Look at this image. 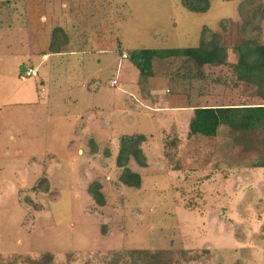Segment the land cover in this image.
<instances>
[{"label":"rangeland","instance_id":"rangeland-1","mask_svg":"<svg viewBox=\"0 0 264 264\" xmlns=\"http://www.w3.org/2000/svg\"><path fill=\"white\" fill-rule=\"evenodd\" d=\"M253 1L261 8L246 25L253 11L240 6ZM28 23L50 29L53 43L66 36L64 50L77 55L67 54L60 66L54 56L40 64ZM106 28L119 50V40L130 48H179L220 33L234 62L242 38L264 43V0H211L206 12L189 11L181 0H0V264H264V167L254 165L264 150L227 125L215 136L191 134L189 117L177 123L149 111L157 102H186L172 81L171 93L153 95L149 104L141 99L148 102L143 89L161 86L162 75L197 80L188 87L196 107L253 102L256 87L237 82L226 64L205 66V79L181 78L180 56L154 58L157 75L143 86H110L118 51L96 52L86 42ZM20 63L38 64L37 78L53 76L48 100L13 103L15 87L26 93L36 79L20 80ZM60 75L70 83L54 80ZM90 77L98 78L95 88L81 87L80 78L86 84ZM133 133L146 136L148 165L128 164L141 175L139 188L121 184L115 164L121 135ZM43 172L49 190H28ZM95 180L104 205L87 191ZM14 206L25 210L19 221Z\"/></svg>","mask_w":264,"mask_h":264},{"label":"trees","instance_id":"trees-1","mask_svg":"<svg viewBox=\"0 0 264 264\" xmlns=\"http://www.w3.org/2000/svg\"><path fill=\"white\" fill-rule=\"evenodd\" d=\"M229 1V0H227ZM182 5L193 12H206L210 8L211 0H181ZM250 7L253 11L250 20H245L247 25L252 22L255 11L261 8V3L254 5L242 4L241 10ZM205 31V30H204ZM203 36L197 46L191 47H163V48H131L128 49V59L137 67L141 80H146L154 74L152 69L153 58L183 57L186 65L182 69L181 78H202L205 79V66L219 67L228 65L233 70L237 82H245L256 87L255 99L253 102L237 105L200 106L194 109L189 121V132L191 134H202L204 136H215L221 125H227L244 137L251 147H259L264 150V43L258 42L253 37H244L233 47L237 53L236 62H228L225 59V47L222 44L220 33L211 32ZM54 51V45H51ZM224 80H226L224 78ZM146 139L143 133L123 134L120 137L119 149L116 154L115 164L120 168L118 181L133 188L141 186V175L138 171L132 170L128 165L133 160L137 165L146 167L147 157L141 148L142 142ZM255 166L264 167V155L254 162ZM49 182L45 173H41L36 183L28 190L36 191L43 189L48 191ZM87 191L99 205L105 204V197L101 191V183L97 180L91 182ZM24 201L32 200L28 195L23 196ZM137 255H142L144 249H132Z\"/></svg>","mask_w":264,"mask_h":264},{"label":"crops","instance_id":"crops-1","mask_svg":"<svg viewBox=\"0 0 264 264\" xmlns=\"http://www.w3.org/2000/svg\"><path fill=\"white\" fill-rule=\"evenodd\" d=\"M65 16H67V15H65ZM28 27H29L27 29L28 33L30 35H32V42H33L32 43V53L35 55H38V57L40 59V61H39L40 64L44 61L46 62L47 60H50V58L52 56H54L56 58H54L52 62L54 64L59 65V64H61V60H62L61 58H63L67 54L77 55L76 50L69 51V52H66V50H64V47L67 44L66 42L68 41L66 36L65 37H59V40L57 41V43L56 42L53 43V45H54L53 50L54 51H52V49H51L52 37L50 35V29L46 28V32H45V27H44V29H42V31H39V28L37 29L34 26V24H30V23H28ZM107 31H108V29L106 28V29H104L105 34L103 33V31H101L100 36L93 35L94 33H92L93 36L86 38V42L91 43V46L94 47V50L96 52H101V51L103 52L105 50L114 49V50L118 51V53H119V57H118L117 62L115 64L114 77H112V79H109L107 81V83L110 86H115L119 82H123V83H127V84H137V85L142 83V86H143V84H144L143 82L145 80H141L140 75H139V70L137 69V67L128 59V55H127V57H123L121 54L122 52H120V50H123V51L125 50L126 53H128L127 49H131V48L123 46L121 44V41L119 40L120 46H122V48L119 50V47H117L118 43H117L115 38H112V40L110 38H108V39L105 38ZM80 34L82 35L83 33H80ZM103 39H104V41L101 42V40H103ZM106 41H108V42H106ZM83 45H85V44H83ZM82 47H83V49L80 48L81 49L80 51L83 54V52L85 50H87V46H82ZM231 50L233 51V49H231ZM228 52H229L228 49H225L224 55H225L226 61H228ZM234 54L236 57L237 53H234ZM157 59H159V58H157ZM153 60H154V58H153ZM153 60H152V63L154 64ZM236 60H237V57H236ZM236 60L233 59L232 61L236 62ZM228 62H231V61H228ZM18 65H19V62H18ZM18 65H16V70H15L16 74L18 71L20 72L22 69H26V68H34L37 70L38 64L37 65H34V64L25 65L24 63H22V64L20 63L19 67H18ZM62 69L64 72L65 67L63 68V66H62ZM37 75H39L38 70H37ZM156 75H157V73L155 75L149 76L148 78H150L153 81L154 79H152V78L156 77ZM18 77L20 78V80L25 81V78L22 79L20 77V73L18 74ZM61 77H62V75L55 78L54 80L59 79L60 82L67 83V84L70 83L69 80L67 79V77H62V78ZM159 77L161 79L164 78V80L162 81V84L164 81H167L166 86L162 85V84H161V86H156V84H153L157 88L151 87L148 89L149 90L148 92L147 91L145 92L143 89V92L141 94L144 97H146V101H148V102H145V100L143 98H141L142 102H144L145 104H149V101L153 95L158 94V96H164V95H166L164 92H168V91H169V93H171L173 91V88L170 89L171 84L169 85V83H170V81H172L173 85H175V88H174V90L176 91L175 93L184 94L185 95L184 97L187 98L186 102L183 104L182 103H180V104H167V101L164 102V104H159V102H157V104L151 103L153 108L151 106H147V109L149 111L153 112L154 114H155V112L160 111V112H162L161 116H164V118H166V119L168 117L169 120H173L174 122H177V123L182 122V120H185L187 122L188 117H189V119H188V121H189L193 115V112H194V109L196 108V106H191L192 104H191L190 100H188L191 97V95L188 97V95L190 94L188 87L190 86V84H193V82H195L197 80H193V81L176 80V79L171 78L170 76L166 77L163 75L159 76ZM34 78L37 79V80L34 79V87L29 86V87L25 88L24 90L27 91L26 93L20 91L19 89H17L15 87V89L13 91V95L16 98V102H13V103L32 105V104L42 103L41 99H44L45 97L48 100L50 95L47 93L45 94V92L47 91V84H49L52 81L53 76L41 75L40 78H37V77H34ZM82 79L83 78H80V86L81 87H87V85L92 86L91 89L95 88V86H93V83L98 81V78L90 77L88 80H84V81H86V84H84ZM114 79L117 80L116 83L112 82V80H114ZM194 79H198V78H194ZM176 83H178L179 86H177ZM159 85H160V83H159ZM151 86H152V84H151ZM181 86L185 87V88L182 89ZM49 90H50V88H49ZM130 97L133 98L132 95ZM134 101H136V100H134ZM136 103L141 105V101H139V102L136 101ZM1 105L2 104L0 103V106ZM169 114H171L172 116ZM92 123H93V121H92ZM9 135L11 138L13 137L12 134H9ZM93 138H95V137H93ZM93 138L91 137L92 144L93 143L97 144ZM43 173H45V172H43ZM46 176H47V174H46ZM16 190H18V192H21V190L19 188ZM24 190H26V189H24ZM48 190H49V188H48ZM20 210H21L20 206H14L12 208V212L17 214L16 218L13 217V213L11 214V217H13L14 220L16 219L17 221H19L20 219H22V217H23L22 214L24 215L25 210H24V212L22 210L21 211ZM19 214H20V216L18 217ZM6 216H7V214H6ZM14 241H15V243H18V244H19V241L22 242L21 239H18V240L15 239ZM3 249H5L7 251H15L16 250V248H3Z\"/></svg>","mask_w":264,"mask_h":264},{"label":"built area","instance_id":"built-area-1","mask_svg":"<svg viewBox=\"0 0 264 264\" xmlns=\"http://www.w3.org/2000/svg\"><path fill=\"white\" fill-rule=\"evenodd\" d=\"M123 57H127V53L126 52H122L121 53ZM20 77L22 79L26 78V77H37V70L34 68H26L23 71H20ZM116 79L112 80L113 83H116Z\"/></svg>","mask_w":264,"mask_h":264}]
</instances>
